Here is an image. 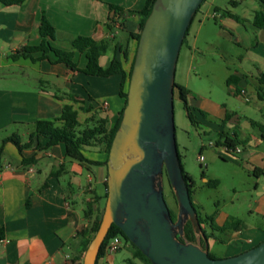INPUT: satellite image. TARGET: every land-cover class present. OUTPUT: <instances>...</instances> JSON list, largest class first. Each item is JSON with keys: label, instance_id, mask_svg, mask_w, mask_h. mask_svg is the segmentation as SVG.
I'll return each instance as SVG.
<instances>
[{"label": "crops", "instance_id": "crops-1", "mask_svg": "<svg viewBox=\"0 0 264 264\" xmlns=\"http://www.w3.org/2000/svg\"><path fill=\"white\" fill-rule=\"evenodd\" d=\"M144 3L145 0L0 3L1 64L11 60L25 70H34V73L24 70L19 77L0 74V144L5 137L17 136L20 143L30 144L22 149V155L36 159L33 164L22 166L16 146L12 142L3 145L0 156V226L5 230V238L0 241V264H83L79 232L88 222L83 213L86 202L93 196L94 207L100 206L106 190L107 165L104 162L107 154L101 146L83 145L80 151L86 160L78 161L66 156L62 142L47 146L46 137L31 136V133L37 120L55 119L65 104H71L76 110L79 130L95 125L98 120H105V127L110 128L124 106V99L119 95L121 74L90 75L48 59L33 61L21 57L13 60L11 53L25 45L39 44L38 29L44 13L54 27V46L69 49L72 39L78 35L105 40L108 47L99 56L100 66L107 68L115 55H121L118 52L121 47L128 51L123 61L124 69L128 70L135 48V41L129 38V33L137 31L138 24V14L134 11L140 10ZM203 3L201 6L208 4L206 0ZM109 4L123 9L122 17L116 19L111 29L108 27ZM232 4L239 9L238 12L214 6L211 16L217 14L227 28L238 33L237 43H246L248 52L254 55L252 61L258 66L255 73L236 71L229 74V83L227 79L226 83L230 93L237 95H245L247 89L253 87L258 98V90L263 87L258 76L264 73V5L258 0H233ZM247 27L259 37L251 39ZM38 55L35 53L33 57ZM73 60L79 68L87 64L82 52L74 51ZM16 79L25 80L26 85L15 86L12 82ZM40 80L43 81L41 85ZM175 81L189 90L187 103L193 109L199 129L217 139L220 133H225L238 141L235 146L241 148L240 154H246L247 164L255 177L254 187L259 195L256 214L264 213V148L261 145L264 144V125L247 117L241 118L224 104L195 96L187 78L186 82H180L175 74ZM197 97L200 98L198 105H191L189 100ZM262 101L259 110L264 113ZM249 129L253 133L246 134L245 130ZM203 180L206 184L208 179L203 177ZM216 219L215 231L226 238L220 240L227 245L224 256L240 253L264 239L261 223L246 224L240 218L220 213ZM225 226L229 228L219 230ZM201 239L210 252L208 236Z\"/></svg>", "mask_w": 264, "mask_h": 264}, {"label": "water", "instance_id": "water-1", "mask_svg": "<svg viewBox=\"0 0 264 264\" xmlns=\"http://www.w3.org/2000/svg\"><path fill=\"white\" fill-rule=\"evenodd\" d=\"M203 0H154L138 39L122 118L107 157V197L83 264H95L111 224L152 264H264V240L214 258L187 241L184 225L205 239L192 204L175 136L173 89L178 53ZM166 174L177 203L175 220L163 194Z\"/></svg>", "mask_w": 264, "mask_h": 264}, {"label": "rangeland", "instance_id": "rangeland-1", "mask_svg": "<svg viewBox=\"0 0 264 264\" xmlns=\"http://www.w3.org/2000/svg\"><path fill=\"white\" fill-rule=\"evenodd\" d=\"M208 4L202 5L189 25L188 34L181 44L176 62V80L186 82L195 96H202L224 104L228 110L235 111L241 118L247 117L264 125V113L259 110L263 101L256 97L253 87L247 89V94L237 95L230 93L226 79L236 71L249 74L255 73L257 63L252 61L253 54L248 52L245 42L237 43L238 33L227 28L216 14L211 16L213 7L220 10L238 12L233 0H206ZM204 4V3H203ZM208 5V6H207ZM248 36L253 39L258 36L247 27ZM0 74L21 75L25 69L9 60L0 62ZM264 70V69H262ZM34 73V70H25ZM10 82V80H8ZM25 80H13L15 86H24ZM245 98L249 99L246 102ZM199 97L190 99L191 105L196 106ZM175 136L177 148L184 171L194 180L192 202L201 218L200 226L208 236L210 253L215 258L226 257V242H220L224 235L212 229L217 226V214H227L242 219L246 224H262L264 213L256 214V200L259 195L255 191V177L252 168L246 159V154H227L223 146H215L217 137L211 133L203 132L196 125H192L186 115L183 102L174 96L173 99ZM246 134L253 133L245 130ZM212 142V145H210ZM251 144V143H250ZM264 148V144H261ZM202 155L204 160L199 161ZM203 177L217 179L218 185L208 186ZM163 194L166 203L173 212H177V203L166 174H163ZM263 182V179H261ZM259 190H261L259 188ZM106 199H102L99 208L105 206ZM259 213V212H258ZM206 215H213L206 220ZM213 234V235H211ZM216 237V240L213 239ZM120 248L99 259L97 264H145L139 258L133 257L132 246L123 237H118ZM226 239V238H225ZM200 233L196 234L195 242L200 243Z\"/></svg>", "mask_w": 264, "mask_h": 264}, {"label": "trees", "instance_id": "trees-1", "mask_svg": "<svg viewBox=\"0 0 264 264\" xmlns=\"http://www.w3.org/2000/svg\"><path fill=\"white\" fill-rule=\"evenodd\" d=\"M24 1L25 0H0V3L3 5H12V4H19ZM204 1L205 0H203L202 3ZM258 1L264 5V0H258ZM153 2L154 0H145V3L140 10L134 11L136 14H138V24H137V31L129 33V38L135 41V48H134V53H133L131 62L129 64L128 70H125L123 66V61L126 59L128 51L121 47L118 49V52L119 54L121 53V55H115L110 65L107 68H102L100 66L99 56L108 47V44L105 40L97 41L90 36L78 35L72 39L71 46L69 49H62V48L54 46L52 44V41L54 40V27L51 25V23L49 22V20L47 19L44 13L42 14L40 24H39V29H38L39 35L41 37L39 44L22 46L20 49L11 53L10 57L13 60H17L21 57L30 58L33 61H37L41 59H48L53 63H64L73 70L82 71L90 75L109 76L115 73L121 74V84H120V89H119V95L124 99V106H125L129 78H130V74L132 71V66L134 62L138 39L140 36V32L142 30V27L144 25V22L151 11ZM201 4L198 6L195 13L193 14L191 21L195 17L196 13L199 11ZM108 7L111 13V16L109 17L110 22L108 23V27L111 29L112 25L116 22V19L117 18L120 19L122 17L123 9L113 4H109ZM188 30H189V26L186 30L183 41L185 40L188 34ZM74 51L85 53V56L87 58V64L84 68H79L77 63L73 60ZM35 53H38L39 55L37 57H33V54ZM229 79L230 77L227 79V83H229ZM258 81L263 87L259 88L257 95L259 99L264 100V73H261L258 76ZM39 83L41 85L43 84V81L40 80ZM188 93H189V90L184 85H181L177 83L176 81L174 82V89H173L174 96H176L178 99H180L183 102L186 115L190 123L192 125H196V121L194 119V114H193V109L187 103ZM123 108L119 111L118 117L115 123L110 128L105 127V120H98L95 125L79 130V122L77 120L76 110L71 104H65L61 110V114L55 119L37 120L34 123V128L31 133V136L32 135H42L46 137L48 139L47 146L62 142L65 145L66 156L71 159L78 160V161L86 160L80 151L83 145L101 146V148L106 152L107 157H108V152L111 146L112 139L114 137L116 130L119 127V124L122 118ZM221 138H223L224 140L221 141ZM6 142H12L16 146L21 156L20 164L22 166H28L30 164H33L36 161L34 157H24L22 155L21 153L22 149L30 146V144L29 142L24 143V144L20 143V139L17 136H8L2 139L1 144H0V156L3 151V145ZM237 142L238 141L236 139L230 138L227 134L220 133L218 135V139L215 141L214 144L215 146L223 145V146H228V147H235ZM106 163H107V160L104 162V164ZM182 172H183V177L186 181L189 194H190V198L192 201V192H193V187L195 184L194 180L192 179L190 175H188L184 171V169L182 170ZM51 174H54V173H51ZM217 184H218L217 179H214V180L208 179L206 181V185L208 186L215 187L217 186ZM105 187H106V190H105L104 195L102 196V199L103 198L106 199L107 197V181H105ZM92 198L93 199H90L86 202L84 213H83L84 218L87 219L88 221L87 225L79 232V235L81 237V251L83 253H85L90 241L94 237L99 227L101 217L103 214V209H104V206H102L101 208L99 207L95 208L94 207L95 197L93 196ZM192 204L194 205L196 209L195 204L193 202ZM196 212H197L198 220L200 223L201 218L199 216V212L197 209H196ZM170 214H171L172 219L175 220L176 211L173 212L170 209ZM205 218L206 220H211L213 218V215H206ZM211 227L214 230L217 229L216 227H213L212 224H211ZM226 228H229V226L221 227L219 228V230H224ZM119 236L123 237L127 242L130 243V245L132 246L133 257L139 258L145 264H152L149 261V259L133 243L129 241V239L125 236L122 230L115 224L110 225L107 231V234L100 245L95 264H97V261L99 260V258H101L104 255V248L107 242L111 238L119 237ZM204 236L207 237L205 233H204ZM195 237L196 236L193 232L191 222L187 221L184 225L183 238L187 241L194 242ZM4 238H5V230L2 226H0V241L3 240ZM202 242L203 241L201 240V244ZM208 254L209 256L214 257L210 252H208ZM130 264H134V263L130 262Z\"/></svg>", "mask_w": 264, "mask_h": 264}, {"label": "built area", "instance_id": "built-area-1", "mask_svg": "<svg viewBox=\"0 0 264 264\" xmlns=\"http://www.w3.org/2000/svg\"><path fill=\"white\" fill-rule=\"evenodd\" d=\"M214 17L216 14L214 13ZM210 145H212V142H210ZM224 150L226 151L227 154L234 155L236 153H239L241 151V148L238 146L235 147H228V146H223ZM199 161L202 162L204 160L202 155H199L198 157ZM120 248V241L118 237H113L111 238L105 248H104V255H110L114 252H116Z\"/></svg>", "mask_w": 264, "mask_h": 264}]
</instances>
